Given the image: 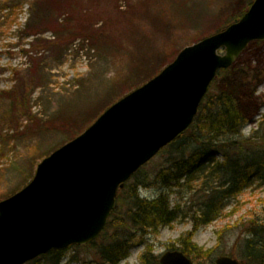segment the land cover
Returning <instances> with one entry per match:
<instances>
[{"label":"rangeland","instance_id":"obj_1","mask_svg":"<svg viewBox=\"0 0 264 264\" xmlns=\"http://www.w3.org/2000/svg\"><path fill=\"white\" fill-rule=\"evenodd\" d=\"M251 1L0 0V92L9 93L0 97V201L27 185L45 156L157 75L182 48L238 19ZM236 62L235 69L250 74L249 84H243L246 94L240 90L249 110L242 134L260 129L264 138V42L250 43ZM163 157L143 166L149 185L138 189L140 197L161 194L153 179L166 166ZM169 197L181 217L136 239L118 264H142L145 253L158 262L179 247L178 240L192 228L191 195L183 189ZM253 219L264 222V187L244 191L217 220L196 231L192 242L209 258L192 263L214 264L222 256L240 262L235 243ZM96 260L91 249L67 248L62 264Z\"/></svg>","mask_w":264,"mask_h":264},{"label":"water","instance_id":"obj_2","mask_svg":"<svg viewBox=\"0 0 264 264\" xmlns=\"http://www.w3.org/2000/svg\"><path fill=\"white\" fill-rule=\"evenodd\" d=\"M252 42H264V0H254L224 30L184 47L156 76L43 158L31 181L0 201V264H26L96 240L118 190L190 129L217 73ZM159 264L192 262L180 251H166ZM214 264L240 263L219 257Z\"/></svg>","mask_w":264,"mask_h":264},{"label":"trees","instance_id":"obj_3","mask_svg":"<svg viewBox=\"0 0 264 264\" xmlns=\"http://www.w3.org/2000/svg\"><path fill=\"white\" fill-rule=\"evenodd\" d=\"M29 22L25 25L27 30L32 28ZM236 63L218 72L190 129L159 152L164 155L166 166L156 172L153 180L161 185V194L154 199L140 197L138 189L149 185L142 167L118 190L115 208L99 237L89 245L69 248L93 250L97 264H118L129 255L136 239L156 234L181 217L180 209L171 204L169 193L185 189L191 195L192 228L178 240L179 247L170 251L178 250L191 261L209 258L192 242L196 231L217 220L229 202L244 191L264 187V138L260 129L247 136L242 134L249 110L241 101L240 90L246 94L244 85L249 84L250 74L235 69ZM8 95L0 92V97ZM235 248L241 264H264V222H248ZM64 251H52L26 264H62ZM141 259L142 264H158L149 253Z\"/></svg>","mask_w":264,"mask_h":264}]
</instances>
